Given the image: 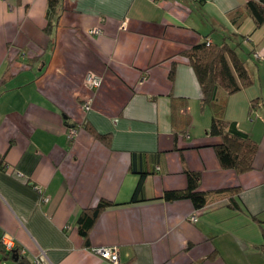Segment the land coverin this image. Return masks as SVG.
Listing matches in <instances>:
<instances>
[{
    "label": "crops",
    "instance_id": "obj_1",
    "mask_svg": "<svg viewBox=\"0 0 264 264\" xmlns=\"http://www.w3.org/2000/svg\"><path fill=\"white\" fill-rule=\"evenodd\" d=\"M245 2L58 0L48 31L47 0H0V241L9 235L48 264H115L91 250L105 246L116 247L118 264H264V223L254 218L264 220V58L253 55H264L263 29L229 16ZM236 35L253 51L252 84L227 96L225 116L257 144L252 169L240 174L218 163L220 138L206 132L211 113L182 54L204 39L232 45ZM90 71L101 77L94 89L84 83ZM181 100L189 124L173 127ZM132 152L144 153L136 162L150 171L139 202H129ZM184 168L200 173L201 209L158 198L186 186ZM100 199L116 204L101 211L86 245L76 218Z\"/></svg>",
    "mask_w": 264,
    "mask_h": 264
},
{
    "label": "trees",
    "instance_id": "obj_2",
    "mask_svg": "<svg viewBox=\"0 0 264 264\" xmlns=\"http://www.w3.org/2000/svg\"><path fill=\"white\" fill-rule=\"evenodd\" d=\"M58 0H47L45 17L47 25L45 30H50L51 23L57 14ZM230 21L239 26L245 16H250L253 20L255 29H263L264 38V0H246L242 7L235 8L229 12ZM236 41L231 44L226 42L216 43L207 39L202 40L182 54L188 59L194 71L201 93L200 105L207 107L211 113L210 124L207 134L218 136L220 142L214 144L216 158L219 165L225 169H231L235 173H244L253 167V158L257 150V144L249 133L240 130L235 121L229 120L225 116L226 99L231 93L252 84V76L247 60L242 58L237 48L242 47V42L247 39L245 35H236ZM233 38V36H232ZM235 39V38H234ZM253 51H247L249 56ZM174 64H171L168 76L173 77ZM220 90H223L221 93ZM257 99H252L250 108H254ZM184 107V101H174L171 107L170 121L173 127H186L189 124L188 116L181 114L180 109ZM74 124V123H73ZM74 127V125H68ZM76 126V125H75ZM95 136L103 141H108L109 137L105 134L95 133ZM109 142V141H108ZM130 171L138 174V181L134 187L129 202H139L145 200L143 196L144 178L150 173L149 170L137 164L144 157L142 152H132ZM186 176V186L181 189L164 190L158 197L165 201H173L187 198L192 202L196 210L204 207L206 193L199 189V171L184 168ZM238 191V189H236ZM232 200L230 205L236 207ZM114 201L100 199L95 206L84 207L80 210L76 218V226L84 243L88 244V232L101 211L108 206L115 205ZM255 219L261 227L263 219ZM263 242L261 247L264 249V229H262ZM92 249V248H91ZM21 249L13 244L10 248H5L0 241V264L3 259H11L17 264H41L27 258L20 252Z\"/></svg>",
    "mask_w": 264,
    "mask_h": 264
},
{
    "label": "built area",
    "instance_id": "obj_3",
    "mask_svg": "<svg viewBox=\"0 0 264 264\" xmlns=\"http://www.w3.org/2000/svg\"><path fill=\"white\" fill-rule=\"evenodd\" d=\"M89 33L90 34H98V33H100V30L97 27H92L89 30ZM253 55L258 59L264 58V55L260 54L259 52H254ZM84 83L90 89L97 88L101 83V77L99 75L91 72V71L87 72L85 77H84ZM89 100L90 99H87V101H85V103H84L85 109L89 108V102H90ZM76 132H77L76 127L68 128L67 139L72 141L76 135ZM45 199L46 198L44 197V200ZM189 218L191 221H195L196 215L195 214L191 215ZM1 242L5 248H10L11 246H13L12 239L9 235L4 234L1 237ZM91 250L94 251L95 253H97L100 256V258L106 259V260H109L115 264H118V253H117L116 247H114V246H105V247H97V248L94 247ZM34 261L37 263H41V264H48V262L45 260L43 255H41V257L35 256Z\"/></svg>",
    "mask_w": 264,
    "mask_h": 264
},
{
    "label": "rangeland",
    "instance_id": "obj_4",
    "mask_svg": "<svg viewBox=\"0 0 264 264\" xmlns=\"http://www.w3.org/2000/svg\"><path fill=\"white\" fill-rule=\"evenodd\" d=\"M234 41H235V39H234ZM235 43V42H234ZM242 47H239V48H237V51H238V53H239V55L242 57V58H245V57H247V48H246V46H245V44H244V42H242ZM221 91V93L223 92V90H220ZM258 108V107H257ZM252 112H253V110H252ZM256 116V113H254V115L252 116V119L254 118ZM199 119V118H198ZM199 121V120H198Z\"/></svg>",
    "mask_w": 264,
    "mask_h": 264
}]
</instances>
